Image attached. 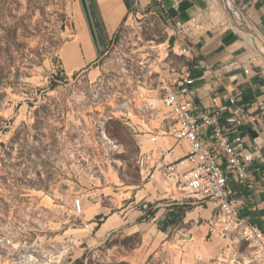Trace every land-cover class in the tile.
<instances>
[{
    "label": "rangeland",
    "instance_id": "rangeland-1",
    "mask_svg": "<svg viewBox=\"0 0 264 264\" xmlns=\"http://www.w3.org/2000/svg\"><path fill=\"white\" fill-rule=\"evenodd\" d=\"M208 4L218 24L243 18L232 1ZM75 16L74 0H0V264H212L224 251L247 254L244 240L211 231L198 197L182 192L176 203L160 179L140 176L139 153L168 126L162 79L189 65L168 44L169 21L135 11L100 57L67 70L61 49ZM253 37L264 67V39ZM94 203L101 213L88 220ZM109 215L116 227L97 234Z\"/></svg>",
    "mask_w": 264,
    "mask_h": 264
},
{
    "label": "crops",
    "instance_id": "crops-1",
    "mask_svg": "<svg viewBox=\"0 0 264 264\" xmlns=\"http://www.w3.org/2000/svg\"><path fill=\"white\" fill-rule=\"evenodd\" d=\"M178 1L174 6L173 0H74L78 29L61 49L63 63L70 70L93 63L133 12H161L171 27L169 46L189 61L186 70L193 82L185 87L187 98L207 110L227 105L219 122L230 128V136L239 133L253 154L248 172L255 183L244 185L234 179L229 183L241 216L264 232V67L257 62L250 43V36L264 39V0H229L234 12L243 16L233 19L234 25L216 23L208 10V0ZM192 17L196 18V28L191 25ZM244 29L252 32L246 35ZM232 93L237 96L235 104L229 103ZM247 116L253 119H246ZM228 117L246 121L235 126L226 123ZM211 129L201 126V137L207 138ZM85 211V218L90 220L101 213V208L94 203ZM117 223L114 216H106L97 234L114 229Z\"/></svg>",
    "mask_w": 264,
    "mask_h": 264
},
{
    "label": "built area",
    "instance_id": "built-area-1",
    "mask_svg": "<svg viewBox=\"0 0 264 264\" xmlns=\"http://www.w3.org/2000/svg\"><path fill=\"white\" fill-rule=\"evenodd\" d=\"M178 2L173 0L174 6ZM191 22L193 27L198 26L195 17ZM192 82L188 70L162 79V103L169 116L161 123L167 120L168 126L161 131V137L154 136L148 148L139 153L140 176L150 182L160 179L164 191L176 203L183 202L182 192L198 197L211 209L215 226L211 231L232 234L247 243V254L235 249L224 251L212 264H264V232L241 216L229 183L230 179L244 185L255 183L248 172L253 154L247 150L239 133L230 136V128L219 122L218 118L227 105L207 110L187 98L185 87ZM236 101L237 96L230 94L229 103L235 104ZM246 119L253 118L247 116ZM246 119L228 117L225 121L238 126ZM203 125L212 127L205 139L201 137ZM73 209L77 214L83 213L79 198L74 200Z\"/></svg>",
    "mask_w": 264,
    "mask_h": 264
},
{
    "label": "bare ground",
    "instance_id": "bare-ground-1",
    "mask_svg": "<svg viewBox=\"0 0 264 264\" xmlns=\"http://www.w3.org/2000/svg\"><path fill=\"white\" fill-rule=\"evenodd\" d=\"M234 30H235V29H234ZM259 53H260V52H259ZM257 56L260 57V58L264 61V55H262V53L258 54ZM260 61H261V60H260ZM263 61H262V62H263ZM66 67H67V66H66ZM67 70H70V68L67 67ZM151 123H152V122H151ZM154 123H155V125L153 124L154 126L151 127V128H157V127H158V125H157L158 123H157V122H154ZM137 162H138V166H139V159H138Z\"/></svg>",
    "mask_w": 264,
    "mask_h": 264
}]
</instances>
